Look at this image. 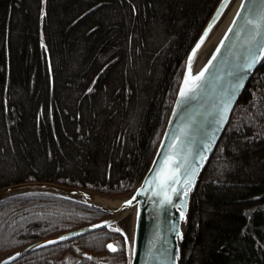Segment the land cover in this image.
<instances>
[{"label":"trees","instance_id":"obj_1","mask_svg":"<svg viewBox=\"0 0 264 264\" xmlns=\"http://www.w3.org/2000/svg\"><path fill=\"white\" fill-rule=\"evenodd\" d=\"M218 1L0 0V187L46 181L112 197L131 191ZM106 215L50 193L10 196L0 201V256ZM102 259L128 264L114 225L4 264ZM179 264H264V57L192 192Z\"/></svg>","mask_w":264,"mask_h":264},{"label":"water","instance_id":"obj_2","mask_svg":"<svg viewBox=\"0 0 264 264\" xmlns=\"http://www.w3.org/2000/svg\"><path fill=\"white\" fill-rule=\"evenodd\" d=\"M232 1H218L190 47L176 95L154 154L142 178L131 191L120 197H109L46 181H27L0 187V201L16 194L44 192L77 200L108 214L98 221L26 244L0 258V264L27 254L33 249L106 227L89 226L100 224L101 221L115 222L129 210H133V217L130 222V234L127 235L128 264H179L192 192L226 128L237 100L264 57V21L257 30L259 35L255 34V26L248 22L249 9L253 5L257 8L264 6V0H238L227 24L207 54L201 61L195 60L193 49L198 50L197 44L202 45ZM252 18H256L255 12L252 13ZM252 57H255L253 67H243ZM190 59L191 76L194 77L202 71L204 75L196 89L186 96H181L185 78L189 77ZM180 144L184 146L188 170H195L196 174L192 177L193 183L186 196L184 191L178 190L173 194L172 203L161 204V197L155 194L152 190L153 185L147 181L156 175L166 157L172 155V149ZM142 187L144 191H140ZM177 188L183 189L184 185L178 184ZM93 196L118 202L115 207L109 208L95 202ZM133 198L132 204L123 206L126 200ZM59 237L63 239H58Z\"/></svg>","mask_w":264,"mask_h":264},{"label":"snow or ice","instance_id":"obj_3","mask_svg":"<svg viewBox=\"0 0 264 264\" xmlns=\"http://www.w3.org/2000/svg\"><path fill=\"white\" fill-rule=\"evenodd\" d=\"M243 7V5H241ZM256 13V18H252V13ZM239 14V13H238ZM264 21V6L257 8L256 5H253L249 9V17L248 22L255 26L254 31L256 35H259L257 31L260 27L261 22ZM254 38V37H253ZM203 40V37L201 38ZM199 44H197V48H199ZM219 49H217L218 51ZM196 49H193V55H195ZM255 63V57L246 61L243 67L252 68ZM203 71L197 74L196 76H191V59L189 62V77L185 78L184 88L181 90V96L188 95L193 89L198 87V83L200 79L203 77ZM190 79L192 82H190ZM228 110V105H225V111ZM185 134H187L185 130ZM177 148L179 151H177ZM177 148L172 149V155L166 157L165 161L162 163L161 167L157 170L156 175L152 177L147 182L153 185L152 190L155 194L161 197L160 203L161 204H170L173 200V194L178 191L182 190L187 195V191L190 190L191 185L193 183L192 177L196 174L195 170L189 171L187 168V158L184 155V146L182 144L177 145ZM183 184V189H178L177 185ZM145 189L142 187L140 191H144ZM133 199L126 200L123 206L130 205L133 203ZM122 206V207H123ZM179 207V205H177ZM182 215V214H181ZM113 221H101L100 224L97 225H90L91 228H99L101 225H104L108 228L113 227ZM117 231L124 232L123 228L116 227ZM102 235H106L103 233ZM182 235V234H181ZM125 236L127 234L125 233ZM58 239H63V237H59ZM112 250H117V246L115 244L109 243L107 245ZM85 255H88L85 253ZM11 258V257H9Z\"/></svg>","mask_w":264,"mask_h":264},{"label":"bare ground","instance_id":"obj_4","mask_svg":"<svg viewBox=\"0 0 264 264\" xmlns=\"http://www.w3.org/2000/svg\"><path fill=\"white\" fill-rule=\"evenodd\" d=\"M237 2H238V0H233L231 2V4L228 6V8L225 11V13L223 14V16L220 18L218 23L215 25L213 30L210 32V34L206 38V40L202 43V45L198 48V50H196L195 55H194V58L196 61H201L204 58V56L207 54V52L211 48L212 44L215 42V40L218 38V36L222 32V30L224 29L225 25L227 24ZM92 199L95 202L100 203V204L107 206L109 208L115 207L117 205V202H118V201L105 200L99 196H93ZM124 216H129L130 222H131L132 217H133V210H129L126 213H123L120 217H124ZM129 229H130V227H129ZM129 229H128V234H127L128 236L130 234Z\"/></svg>","mask_w":264,"mask_h":264},{"label":"rangeland","instance_id":"obj_5","mask_svg":"<svg viewBox=\"0 0 264 264\" xmlns=\"http://www.w3.org/2000/svg\"><path fill=\"white\" fill-rule=\"evenodd\" d=\"M92 192H94V191H92ZM94 193H96V194H100V195H104V194H101V193H98V192H94ZM128 193V192H127ZM127 193H125V194H127ZM125 194H123V195H125ZM123 195H120V196H123ZM104 196H108V195H104ZM120 196H115V197H120ZM109 197H112V196H109ZM114 197V196H113ZM108 215V214H107ZM107 215L105 216V217H107ZM104 217V218H105ZM103 219V218H102ZM98 221V220H97ZM114 226H118L119 228H123L124 229V234L126 233V234H128V229H129V227H130V218H129V216H124V217H121V218H119V219H117L115 222H114V224H113ZM125 238H126V241H127V236H125ZM127 245H128V242H127ZM10 253H7V254H4V255H1L0 256V258H3V257H6L7 255H9ZM129 259V258H128ZM98 264H110L107 260H105V259H102V260H100L99 262H98Z\"/></svg>","mask_w":264,"mask_h":264}]
</instances>
